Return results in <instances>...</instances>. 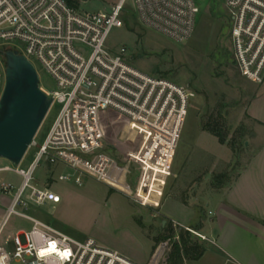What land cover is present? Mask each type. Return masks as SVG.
<instances>
[{
	"label": "built area",
	"instance_id": "obj_1",
	"mask_svg": "<svg viewBox=\"0 0 264 264\" xmlns=\"http://www.w3.org/2000/svg\"><path fill=\"white\" fill-rule=\"evenodd\" d=\"M223 1L230 18L229 36L236 65L243 75L261 82L264 0ZM130 7L140 25L177 43L192 37L199 14L195 0H132ZM128 11L127 0L94 12H81L67 0H0V97L5 85L3 51L11 49L33 65L34 58L50 75L52 91L39 85L52 99L48 113L56 110L45 136L34 137L31 150L28 148L20 163L0 167V172L12 171L21 178L14 192L12 182L0 181V204L5 208L0 234L13 214L31 222L29 229L9 232L3 238L0 264H155L159 250L162 256L167 248L170 239L161 242L147 262H137L93 238L76 240L20 209L27 206L23 195L28 188L29 198L37 204L61 200L52 188V176L53 182L43 188L31 184L41 161L64 167L58 181L80 186L83 177H92L112 185V179L122 178L126 185L123 168L107 152V110L127 117L130 132L141 136L137 147L125 155L139 160L142 166L147 160L167 172L194 93L164 76L133 67L124 46L117 50L108 47L110 31L123 26L122 17ZM16 42L22 45L21 50ZM30 154L32 160L22 167ZM129 193L146 206L137 193ZM184 229L207 239L189 227Z\"/></svg>",
	"mask_w": 264,
	"mask_h": 264
},
{
	"label": "rangeland",
	"instance_id": "obj_2",
	"mask_svg": "<svg viewBox=\"0 0 264 264\" xmlns=\"http://www.w3.org/2000/svg\"><path fill=\"white\" fill-rule=\"evenodd\" d=\"M72 1L79 11L94 12L108 9L118 0ZM195 1L199 6V14L194 33L187 41L174 42L140 25L132 14L130 7L132 0H127L129 11L122 17L124 24L122 27L112 28L107 45L112 50L124 46L133 67L149 75L164 76L177 85L188 87L194 93V97L189 99L187 115L172 156V170L175 168L176 170L168 176L164 196L169 195L173 199L177 198L187 201L190 205L193 204L198 215L197 222L195 220L191 225L198 229L200 219L209 220L213 216L209 211L211 206L208 204V198L209 193L217 188L219 177L224 183L227 179L230 181L249 156V142L253 135L254 123L247 118L245 110L247 103L256 93L257 83L243 75L236 65L229 36L230 18L224 7V1ZM15 46L21 50L20 43L16 42ZM31 60L39 74V84L46 90L52 91L54 82L50 75L38 61L32 57ZM55 114V109L47 113L36 134L37 139L45 136ZM104 116L107 152L113 154L116 165L124 170L123 176L132 184V187H135L138 181H144L146 176L152 175V172L145 169L139 160H133L125 155L137 147L141 136L135 131L130 132L128 118L124 115L107 110ZM208 129L219 131L225 137V142L220 143ZM230 150L234 154L233 161L222 165L223 169H218V172L214 169L215 159L229 156ZM32 158V154L28 155L21 166L26 168ZM9 164L8 160L0 158V167ZM153 165L157 166L154 163ZM56 168L41 161L34 172L31 184L43 188L53 182L50 179L52 176L57 186L65 188L74 186L80 193H83L85 189L106 190L102 181L92 177H83L81 186L73 182L58 181L57 176L61 170ZM0 180L12 182L15 185L13 192L21 182V178L12 171L0 172ZM30 191L28 188L23 195V199L27 202L26 207L20 208L23 212L46 223L51 221V225L76 240L87 238V234L56 223L46 203L37 204L29 198ZM116 194L128 211L133 213L141 211L140 202L133 196L129 195L128 201L121 193ZM155 209L146 205L145 210L142 209L145 218L151 213L154 216ZM146 220L147 232L154 234L158 241L170 233V228L174 232L162 256H160L162 250H159L156 256L155 264H166L173 243L177 242L180 233L186 230L169 222L162 225L163 221L160 222L159 217H149ZM30 224L26 218L11 215L0 234V246L7 233L19 228L29 229ZM189 241L190 244H200L205 248L211 245L207 239H200L192 233L189 234ZM160 243L155 245V251Z\"/></svg>",
	"mask_w": 264,
	"mask_h": 264
},
{
	"label": "crops",
	"instance_id": "obj_3",
	"mask_svg": "<svg viewBox=\"0 0 264 264\" xmlns=\"http://www.w3.org/2000/svg\"><path fill=\"white\" fill-rule=\"evenodd\" d=\"M256 85V93L245 110L247 118L254 123L249 156L230 181L226 178L224 183L219 177L217 188L209 193L208 198L209 211L213 216L209 220L200 219V229L191 225L193 221L197 222L198 215L193 204L164 196L168 176L176 170H172L173 154L167 172H162L160 166L146 160L144 167L152 175L145 177L146 184L140 180L135 187L125 178L129 190L122 178L112 179V185L103 182L104 191L85 189L83 193L74 186L65 188L54 183L52 188H57L55 191L60 194L61 200L58 203L46 202L54 221L87 234V238H93L100 245L134 261L147 262L155 254V245L160 243L154 234L146 230V219L155 216L160 218V222L165 220V223L189 227L205 235L211 244L200 258L185 259L184 264H264V71L262 81ZM233 158L230 150L229 156L215 159L214 169L219 172L223 169L222 165L231 163ZM56 169L63 171L64 167L57 166ZM129 191L137 193L146 205L155 207L154 216L151 213L145 218L142 210L145 206L141 204V211H128L116 193H121L129 201ZM4 211L0 204V226ZM47 223L51 225V221Z\"/></svg>",
	"mask_w": 264,
	"mask_h": 264
},
{
	"label": "water",
	"instance_id": "obj_4",
	"mask_svg": "<svg viewBox=\"0 0 264 264\" xmlns=\"http://www.w3.org/2000/svg\"><path fill=\"white\" fill-rule=\"evenodd\" d=\"M3 54L5 85L0 97V158L18 165L45 119L52 99L40 87L35 66L23 54L11 49L4 50Z\"/></svg>",
	"mask_w": 264,
	"mask_h": 264
},
{
	"label": "trees",
	"instance_id": "obj_5",
	"mask_svg": "<svg viewBox=\"0 0 264 264\" xmlns=\"http://www.w3.org/2000/svg\"><path fill=\"white\" fill-rule=\"evenodd\" d=\"M69 4L74 5L72 0H67ZM210 133L215 135L220 143L225 142V137L215 129H208ZM166 227V226H165ZM164 227V228H165ZM173 230L170 228V233L166 236H163L161 240L170 239L173 235ZM189 232L184 231L179 235V240L173 243L172 250L167 258L166 264H184L185 259H198L202 256L205 251V246L200 244H190L189 241Z\"/></svg>",
	"mask_w": 264,
	"mask_h": 264
}]
</instances>
